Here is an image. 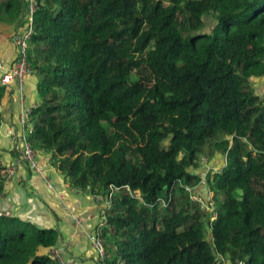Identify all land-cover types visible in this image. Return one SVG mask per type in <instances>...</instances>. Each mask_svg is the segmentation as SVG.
<instances>
[{
  "label": "trees",
  "instance_id": "trees-1",
  "mask_svg": "<svg viewBox=\"0 0 264 264\" xmlns=\"http://www.w3.org/2000/svg\"><path fill=\"white\" fill-rule=\"evenodd\" d=\"M35 1L28 140L103 203L102 264H264V0ZM25 15L0 0V24ZM206 167L211 212L185 190ZM59 241L0 215V264H58Z\"/></svg>",
  "mask_w": 264,
  "mask_h": 264
},
{
  "label": "crops",
  "instance_id": "crops-1",
  "mask_svg": "<svg viewBox=\"0 0 264 264\" xmlns=\"http://www.w3.org/2000/svg\"><path fill=\"white\" fill-rule=\"evenodd\" d=\"M18 29L0 24V62L6 66L13 62L17 54L15 37ZM36 84L37 80L31 75L26 78L22 97L15 85L8 87L9 92L0 105L3 116L0 123V162L3 164L14 159V144L8 132L20 131L18 116L24 108L37 104ZM36 154L38 164L47 174L52 188L49 189L27 167L20 166L15 176L3 186L0 198L2 210L38 228L56 229L60 241L54 248L59 249L65 261L96 264V253L88 236L99 221L103 203L70 188L64 176L50 165L49 153L37 151ZM203 190V187L198 189L199 193H203Z\"/></svg>",
  "mask_w": 264,
  "mask_h": 264
},
{
  "label": "built area",
  "instance_id": "built-area-1",
  "mask_svg": "<svg viewBox=\"0 0 264 264\" xmlns=\"http://www.w3.org/2000/svg\"><path fill=\"white\" fill-rule=\"evenodd\" d=\"M24 1L26 4V15L24 25L18 29V34L15 37V46L17 49L16 57L13 62L7 66L0 62V85L7 88L15 85L21 97L24 81L31 75V69L28 63V50L30 38L33 34V15L37 9V3L35 0ZM33 108L34 107L24 108L18 116V126L20 127V131L13 132V130H10L8 132L14 144V159L5 164L0 162V177L3 181V186L15 176L18 167L25 166L30 170V172L42 179L49 189L52 188L47 174L38 164L36 151L33 149L30 141L28 140L31 133L30 115ZM206 168L207 169L204 173L198 175L200 178L199 185L194 188L186 187L185 190L191 195L192 201L199 204L200 209L205 212H211L212 204H207V201H209L212 197L211 193H207L206 202H204L197 193L198 189L206 184V173L210 170L209 167ZM195 189L197 190L196 193L194 192ZM0 215L11 217V213L2 210L1 206ZM78 222L79 221L77 220V223ZM102 225L103 223H100L98 226L100 227ZM88 241L96 253V264H102L105 254L103 239L101 237V229H94L93 232L89 234ZM51 255L58 262V264H78L75 260L65 261L58 248H54L51 251Z\"/></svg>",
  "mask_w": 264,
  "mask_h": 264
},
{
  "label": "rangeland",
  "instance_id": "rangeland-1",
  "mask_svg": "<svg viewBox=\"0 0 264 264\" xmlns=\"http://www.w3.org/2000/svg\"><path fill=\"white\" fill-rule=\"evenodd\" d=\"M214 19L213 17L211 16H206V25H205V28H204V32H210L211 29L213 28L214 26ZM261 80H264L261 79ZM260 79H254V85H255V93L259 96H261L263 99H264V81H261ZM216 163H215V166H217L218 168H220L223 164V158L222 157H217L215 159ZM208 166L209 167H212L213 164H210L208 163ZM199 173V172H198ZM192 201V199H191ZM194 202V201H193Z\"/></svg>",
  "mask_w": 264,
  "mask_h": 264
}]
</instances>
